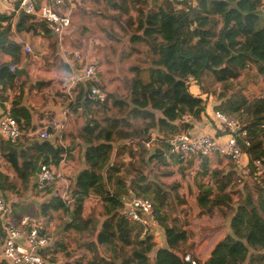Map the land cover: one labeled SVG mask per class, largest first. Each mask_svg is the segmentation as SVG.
I'll use <instances>...</instances> for the list:
<instances>
[{
    "label": "trees",
    "instance_id": "obj_1",
    "mask_svg": "<svg viewBox=\"0 0 264 264\" xmlns=\"http://www.w3.org/2000/svg\"><path fill=\"white\" fill-rule=\"evenodd\" d=\"M90 1L109 12V15L102 14L112 25H117L124 33L130 32L132 46L146 47L143 56L149 66L144 68L148 80L144 81L142 68L131 65L132 76L127 80L125 95L118 99L108 94L104 101H99L91 97L88 90L80 88L70 103V110L82 118V110H85L88 117L73 138L85 146V167L70 182L72 204L66 206L53 195L39 206L38 216L51 219L52 212H59L61 217L72 213L69 224L62 232L57 229L56 235L71 229L79 237L88 233L94 235V243L87 245L91 255L87 264H189L187 256L194 244L181 245L198 235L200 225H206L204 219L208 222L214 217L229 219L231 235L224 236L202 264L254 261L252 253L264 251V178L252 173L250 188L244 183L240 190L234 189L238 187L236 182L231 183L237 180L235 172L223 175V170H209L208 157L193 156L187 161L189 165L195 159L201 160V171L196 176L198 194L183 207L185 202L177 195V185H171V191L163 190L158 182L148 181L142 167L150 151L146 146L148 142L154 145L150 147L154 152L148 163L167 166L174 162L172 158L178 162L177 157L166 162L168 142L183 129H190L182 117L200 120L206 115L210 97L216 94L202 89L198 93L190 90L199 86L206 73L213 75L219 87L215 98L218 104L212 109L239 120L250 142V146L242 150L250 160L258 159L264 164V23L260 21V15H264V0H196L195 4V0ZM247 18L254 24H247ZM11 19L12 14L0 13L2 88L17 78L9 68H15L22 55L21 47L13 40ZM25 20L24 17L20 21V28L26 26ZM33 25L45 35L50 33L43 25ZM252 62L257 64L260 82L258 97L251 99L238 84L241 72ZM189 77L194 80L191 84L187 83ZM111 109L114 113L109 115ZM12 116L23 119L26 125L29 122L25 110H13ZM210 122L215 127L216 137L229 134V131L219 130L212 118ZM154 132L159 136L150 141ZM66 152L69 147L56 144L54 148L48 141L24 139L14 148L0 140V157L19 180L17 184L14 178L0 172V193L4 197L8 193L35 191L37 186L33 179L39 167L57 166ZM202 178H206V182L198 183ZM210 182L214 190L207 184ZM148 196L156 214L155 223L163 229L167 242L166 248L155 251L153 262L149 260L154 247L151 236L143 235L142 226L122 216L123 200ZM90 197L101 207L99 223L93 220L90 209L85 212ZM219 224L213 225L212 235L221 228ZM216 238L203 258L219 237ZM94 245L100 251L109 249V253L97 257ZM56 246L54 242L50 247L53 254ZM53 261L48 259L49 263ZM65 264L84 263L80 259Z\"/></svg>",
    "mask_w": 264,
    "mask_h": 264
},
{
    "label": "crops",
    "instance_id": "obj_2",
    "mask_svg": "<svg viewBox=\"0 0 264 264\" xmlns=\"http://www.w3.org/2000/svg\"><path fill=\"white\" fill-rule=\"evenodd\" d=\"M80 1L81 0L78 2ZM88 1L89 2H86L87 5H85L86 11L92 10L93 7L98 6L93 4L90 0ZM8 9H10V7L6 8V11H4L5 9H0V13L5 15L13 14L12 10ZM74 10L71 13V26L68 29L65 38L60 42H58L57 38L53 37L51 33L46 35L41 33L28 18L25 20V27L33 25L36 31L42 34L41 36H33L31 33L26 32L18 33L16 32V28L14 32L11 30L13 40L15 38L23 39L27 44H29L31 51L29 53H25L21 49L22 55L19 64L15 67V69L22 68L24 70V74L16 76L17 78L6 87L2 88L0 86L1 108H9L11 114L13 110L14 112L25 110L29 114V122L27 125L24 123V128L36 126L46 117L63 122L64 126L62 131L52 132V136L48 142L50 144H54V148L56 147V144L63 148L69 147V152L61 155L59 164L57 166H51L55 168V171L66 176L70 182L73 181L80 170L85 167L83 161V151L85 146L78 139L73 138L77 134L78 129L86 121L84 116L82 118L78 115V113L74 114L70 110V103L72 102L73 97H75L79 92L80 88L86 91L88 89L86 85L78 81L82 75V65L74 61L73 52L80 49L86 60H94L96 62L98 68L97 82L115 99H118V97H120L119 94L121 95V92L126 88V78H130L132 75L129 71V67L134 62L133 59L135 58V54L138 53H131L134 46H132L130 40L128 43L129 48L127 45H124L125 43L123 44V41L128 37L130 38V36H124L122 30L117 25L113 28L114 34L112 33V37H115V39L112 38V40H109L105 34V28L100 26V24L103 23L99 21L101 18H97L95 19L96 21H92L91 23H93L94 26L90 25L88 27L81 22L82 19H80V16L76 18L78 14H76ZM74 13L75 15L72 16ZM96 13L98 15L100 14V12ZM13 15L15 16V14ZM17 19L18 16L16 19L12 18L11 22L13 21L15 25ZM103 20L104 23H106L105 19ZM260 21L264 23V15L261 16ZM35 24L43 25L46 28L43 23L36 22ZM120 37L121 39H119ZM118 40H120V42H117ZM141 49L146 50V47L142 46ZM141 49L139 50L140 52L143 51ZM205 77L206 76L204 75L201 78L199 86L190 87V90L193 93L201 91ZM259 78L260 76L257 72V64L252 62L241 72L239 80H245L243 87L246 86L248 81H251L252 84L254 83L253 87L256 88V83H258ZM255 84L256 86H254ZM216 104L218 103L215 98L210 97L208 108L206 109L207 116H202L198 121L188 118L183 120L185 124L190 126V129H183L184 131L182 133H186L190 136H200L206 134L208 136L216 137V130L213 123L210 122L212 113L215 111L212 107ZM19 120L23 119L19 118ZM151 136L157 137L159 134L154 132ZM211 157L214 158V161L211 160L213 159ZM172 161L175 162L176 160L172 158ZM206 162L209 170H223V175L230 171L235 172L237 180H234L233 183L236 182L238 184V188H242L243 184L247 180L239 175L235 166L228 159H225L218 154L208 157ZM0 164H5L1 157ZM173 164L171 162L170 165H167L171 168L169 169L171 171V182H176L178 184L177 195L181 200L187 202L183 205V207H186L187 204H190L195 200L198 194L196 186V176L198 173L196 174V172L199 170L201 160L195 159L192 165L187 163L186 166L180 167V169L176 167L177 165ZM8 170L10 169L8 168ZM0 172L4 173L3 171ZM12 180L17 184L19 183V180L16 178ZM34 180L35 177L33 181ZM197 181L202 184L206 182V178L202 179V181L199 179ZM207 184L212 186L214 190L211 182ZM42 194H44V192H42ZM25 195L26 193L21 192L8 193L4 196V199L11 208V217L14 220H18L21 216L28 215L32 218L42 219L43 217L38 216V209L35 207V200L28 199ZM53 195L55 196L54 191ZM171 195H174V193L171 192ZM51 197V195H45L41 199V203L47 202ZM89 200L95 201V205L97 204V200H95V198L90 197ZM58 213L59 212H52L53 216L56 214L59 218H63ZM192 217H195L194 213L192 214ZM204 221L206 225H200L197 229L198 235L193 238H189L181 245V247H185L189 244H194V248L190 252V255L194 256L195 246L199 239H207V246L198 257L202 262L209 257V254L213 250L214 246H216L224 236L231 235L229 219L219 220L217 217H214L211 221L207 222L206 219H204ZM216 223H220L219 225L221 228L212 235L210 230L214 228L213 225ZM57 227L58 226H56V228ZM148 234L151 236V242L154 246L149 255L150 262H153L155 251L160 248H166L167 242L163 229L154 222L149 224ZM55 236L56 234L54 235V242L57 241ZM216 237H219L218 240L214 243L212 248L207 251L206 256L203 258L205 250L208 246L210 247L209 244H211L214 239H217ZM251 256L255 260L252 262L248 260L245 264H264V251L253 252ZM52 260L54 259L52 258ZM1 262L9 264L7 261H4L0 255V263ZM71 262L72 261H69V263ZM52 264L55 263L52 262Z\"/></svg>",
    "mask_w": 264,
    "mask_h": 264
},
{
    "label": "built area",
    "instance_id": "obj_3",
    "mask_svg": "<svg viewBox=\"0 0 264 264\" xmlns=\"http://www.w3.org/2000/svg\"><path fill=\"white\" fill-rule=\"evenodd\" d=\"M79 0H0V9L10 7L16 19L19 13H23L32 23H43L52 35L57 36L58 42L66 35L71 26L72 9ZM181 1V0H174ZM74 6V8H73ZM178 8L179 5L174 3ZM8 9V10H10ZM11 30L15 31V25L11 22ZM14 42L21 47L25 53L31 51L29 44L21 38H15ZM73 59L82 65V75L79 82L88 87L91 97L104 101L107 98L106 90L97 82L98 68L94 60H86L82 51L77 49L73 52ZM10 71L15 68L11 66ZM188 78V84L193 82ZM188 117H182L186 120ZM212 120L221 131H229L226 136L216 138L206 134L190 136L180 133L169 142V150L166 161L171 157H177L178 163L187 162L191 157H210L220 155L228 159L237 169L242 177H249L253 173L257 178H264V164L258 159H249L242 148L250 146L247 131L241 128L238 119L224 115L219 111L212 113ZM23 120L15 119L9 108L0 107V140L17 148L24 139L29 141H48L52 132H61L63 122L53 118H44L36 126L24 128ZM152 136L150 141L154 140ZM241 144H240V143ZM152 142L146 143L147 148ZM37 191L42 193L46 190L55 192L66 206L72 204L70 195V181L51 165H41L36 173ZM122 216L142 226V234L148 233V226L155 223L156 214L152 202L147 198H134L123 200ZM56 224L51 219H36L28 215L21 216L18 220L11 217V208L3 195L0 193V255L9 264H52L48 262L51 258V245L54 243ZM207 239L200 238L194 250V256L188 255L189 264H202L198 258L207 246ZM45 255V257H44ZM46 259V260H45Z\"/></svg>",
    "mask_w": 264,
    "mask_h": 264
},
{
    "label": "rangeland",
    "instance_id": "obj_4",
    "mask_svg": "<svg viewBox=\"0 0 264 264\" xmlns=\"http://www.w3.org/2000/svg\"><path fill=\"white\" fill-rule=\"evenodd\" d=\"M86 2H89V1L88 0H81L79 2V4L76 6L75 10L72 9V10H74V12L76 14H78L76 16V18H78L80 16V19L83 20V21L81 20V22L85 26H88V27L90 25H93V23H91L92 21H96L95 19H97V18L100 19L101 18V20H99V21L100 22H103V23H101L100 26L103 27V28H105V31H106L105 34H106L107 38L109 40H112V38L115 39V37H112V33L114 34L113 28H114L115 25L114 24L112 25L111 21L109 19H105L103 17V14H102V12H103V13H105L107 15L109 12L105 8H102L101 6H95V7L92 8V10L86 11V6H85V5H87ZM193 3L195 4L196 3V0ZM73 8H74V6H73ZM96 12H100V14L98 15ZM75 13L72 14V16H74ZM260 17H261V15H260ZM12 18H14L13 14H12ZM103 19H105L106 23H104V20ZM251 20L252 19L247 18V24H249L250 26L254 24V22L251 21ZM109 32H110V34H109ZM115 34H116V32H115ZM118 34H120V33H118ZM123 35L124 36H126V35L131 36L130 32H126V33L123 32ZM65 36L62 39H64ZM119 39H121V37ZM129 40H130V38L128 37V38H126L123 41V44L125 43L124 45L125 46L127 45L128 48H129V45H128ZM117 42H120V40H118ZM29 43H30V41H29ZM125 46H123V47H125ZM141 47H142L141 45H137V46L134 45V49L138 53L135 54V58L133 59L134 62L132 63V65L133 66L136 65V66H138V68H142L141 70L143 72V79H144V81H147L148 80V76H147L148 73H147L146 70H144V68L147 69L149 66H148V63L145 62L144 56H143L145 50L144 49H141ZM140 49L143 50V51L140 52L139 51ZM205 76L206 77H205V80L203 81V86H202L203 88H202V90L203 91H207V92H216L215 95H212L211 96L212 98H216V95L218 93V88H219L218 87V84L215 82V79H214V77H213L212 74L206 73ZM127 80H128V77L126 78V81H125L126 82V85H127ZM259 82H260V78H259L258 83H256L257 84V87L256 88L253 87V84L254 83L252 84L251 81H248L247 84H246V86L243 87V84L245 83V80H241L239 82V84H238V87L242 85V88L246 89L245 95L247 97H249V98L252 99L254 97H258V94H259L258 93V90H259ZM256 84L254 86H256ZM125 92H126V89H124L121 92V95L119 94V96H124L125 95ZM106 93H107V91H106ZM108 94L109 93H107V95ZM109 105H110V107H112L111 106V102L109 103ZM112 113H114V111L111 109V111L109 112V115H112ZM152 146H153V144L151 143V146L150 147H152ZM150 147H149V149H147V150H150V151H147V154L145 155V158H146L145 159V164L142 167L143 168V171H144V174L146 175L148 181H150V182L151 181H156V182H158L160 184V186H161V188L163 190L170 191L169 187L171 185H174L175 184V185L178 186V184L176 182L175 183L174 182H171V179H172L171 176H170V172L171 171L169 170L171 168L168 167V166H166V165L164 166L163 164L160 165L159 163H156V162L148 163L147 160H149V158L153 156V152H154L153 151L154 148L151 149ZM211 158H213V157H211ZM211 160L214 161V158L211 159ZM147 163H148V165H147ZM173 163H175V164H173ZM172 164L173 165H177L176 167L178 169H180V167L186 166L187 165V162H180V163H178L177 161H175V162H172ZM141 166H142V164H141ZM0 171H3L4 174H7V175H9L12 178L14 177L13 174L11 173V171L8 170V167L5 164H0ZM200 171H201V165L199 167V170L196 172V174L198 172H200ZM202 179H204V178H202ZM202 179L200 181H202ZM246 179L248 181L246 180L245 183L248 185L247 187L250 188L252 186L251 177H247ZM168 182H171V183H168ZM233 182L234 181L232 180L231 183H233ZM235 188H238V187L235 186L234 189ZM238 190H240V189L238 188ZM22 193H26L25 196L28 199L35 200V202H36L35 203V207L37 209H39V206L42 204L41 203L42 202L41 199L45 195H51V196H53V191L52 190L50 192L49 191L48 192L46 191V192H44V194L38 192L37 189L35 191L34 190H28V191H25V192H22ZM39 194H42V195H39ZM149 197H151V196H148L146 198H149ZM234 199L236 200V197H234ZM88 200L86 202L87 208L85 209V212H89V209H90L91 210L90 211L91 212L90 214H92L93 220L94 221H97L99 223L101 221V219L98 217V214L101 212V207L99 208L98 206H96L97 204L95 205V201H92V200H89L88 201ZM185 203H187V202H185ZM27 207H29V206H27ZM58 214L60 215V213H58ZM69 215L63 216V218H59L55 214L51 218V220H53L55 222L56 226H58L57 229H59V232L61 231V229H62V227L64 225L69 224V222H68ZM55 237H56V240H57L56 241L57 242V246H56V249L54 251V254H53V252L50 253V254H52V256H51L50 259L53 258L54 259L53 262L55 264H65L66 262H69V261L76 262V261H79L80 259L82 260V262L84 264H87L88 263V261L91 258V255H90L89 251L87 250V245L88 244H92L91 242L94 243V235H89V233H88V235L87 234H84L82 237H79V235H77L76 231L74 229H71L70 231H67L64 234H59L58 236L56 235ZM60 244H62V246ZM94 247H95V249H96V251L98 253V254L96 253V256L97 257H102V254L101 253H103V254H107V252L109 253V249L107 251H106V249H104V250L101 249V251H100L99 250V247L97 245H94Z\"/></svg>",
    "mask_w": 264,
    "mask_h": 264
},
{
    "label": "water",
    "instance_id": "obj_5",
    "mask_svg": "<svg viewBox=\"0 0 264 264\" xmlns=\"http://www.w3.org/2000/svg\"><path fill=\"white\" fill-rule=\"evenodd\" d=\"M262 11H263V13H264V7H263ZM24 17H25V16H24L23 13H19V15H18V19H17V22H16V24H15L16 32H18V33L26 32V33H31L33 36H41L42 34H41V33H38L33 25H30V26L25 27V28H24V27L20 28V21H21ZM53 37L57 38L56 35H53ZM13 74H14L15 76H20V75L24 74V70H23L22 68H21V69H14ZM82 113H83L85 119H87L88 117H87V115H86L85 110H82ZM87 123H88V121H87ZM34 183H36V178H35V180H34ZM71 218H72V213L69 215L68 222H70ZM69 219H70V220H69ZM64 228H65V225L62 227V229H61L60 232H62ZM214 248H215V246H214ZM214 248H213V249H214Z\"/></svg>",
    "mask_w": 264,
    "mask_h": 264
}]
</instances>
